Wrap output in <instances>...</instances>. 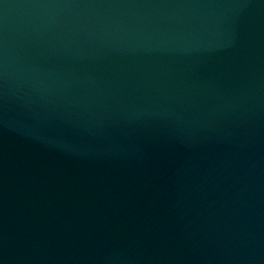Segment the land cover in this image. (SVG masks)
Here are the masks:
<instances>
[{"label":"water","instance_id":"water-1","mask_svg":"<svg viewBox=\"0 0 264 264\" xmlns=\"http://www.w3.org/2000/svg\"><path fill=\"white\" fill-rule=\"evenodd\" d=\"M0 264H264V0H0Z\"/></svg>","mask_w":264,"mask_h":264}]
</instances>
